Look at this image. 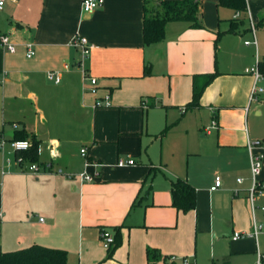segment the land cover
Here are the masks:
<instances>
[{
    "label": "crops",
    "instance_id": "1",
    "mask_svg": "<svg viewBox=\"0 0 264 264\" xmlns=\"http://www.w3.org/2000/svg\"><path fill=\"white\" fill-rule=\"evenodd\" d=\"M222 9L230 11L228 17ZM246 12L257 30L264 0H247ZM234 15L218 0H201L203 28L169 22L162 41L145 45L143 0H103L90 12L83 11L82 0L4 1L0 34L9 36L15 50H2L0 139L9 140L21 130L32 135L39 142L40 169L34 173L14 162L7 165L0 151V252L36 243L67 250L66 264L74 258L78 264H147V247L174 257L173 264H218V260L229 264L233 254L254 255L255 263L257 252L264 254L259 233L257 240L232 239L233 232L251 229L260 209L253 214L246 198L250 127L244 103L253 75L246 77L244 88L240 83L243 74L249 75L245 69L259 56V43L257 47L244 43L254 49L246 54L244 69L242 43L250 33L248 19L236 32L221 35L215 46L216 31L226 29L230 19L243 17ZM76 34L93 44L83 65L97 78L95 93L82 80L80 51L71 45ZM27 42L33 44L30 57ZM258 67L261 86L263 60ZM215 68L220 73L203 91L200 106L182 113L180 108L191 99L192 76ZM49 71L58 73V82L47 78ZM225 78L233 81L226 98L227 88L215 84ZM263 95L264 91L259 97ZM106 96L109 105L95 106ZM203 110L210 123L208 127L199 123L205 131L201 139L216 137L218 150L213 152L208 143L188 148L185 165H165L164 135L158 133L166 123L181 122L187 111L200 122ZM151 111H160L166 122L157 133L142 120L144 113L148 120ZM101 113L120 116L112 137L100 132ZM91 115L93 138L81 139L80 131ZM214 119L217 127L210 128ZM158 142L157 153L153 147ZM83 145L88 148L87 166L79 153ZM254 150L263 155L259 178L264 186L263 142ZM119 159L134 163L120 166ZM84 170L98 175L81 181L77 174ZM215 175L221 177V185L211 190ZM176 178H185L195 188L193 210L181 212L171 205L170 180ZM114 226H120V243L108 258L99 233L107 228L115 235Z\"/></svg>",
    "mask_w": 264,
    "mask_h": 264
},
{
    "label": "trees",
    "instance_id": "2",
    "mask_svg": "<svg viewBox=\"0 0 264 264\" xmlns=\"http://www.w3.org/2000/svg\"><path fill=\"white\" fill-rule=\"evenodd\" d=\"M219 6L232 9L235 13L247 11V0H218ZM173 21H183L190 28H203L201 18V0H143V42L151 45L162 41L165 38L166 25ZM242 19H230L229 26L224 30L216 31L215 46L221 35L236 32ZM264 22V16L257 22L258 25ZM259 65V64H258ZM2 70V49L0 48V72ZM149 67L146 66L144 74H149ZM220 72L215 68L211 72L194 74L192 76L191 99L186 103L185 108L194 109L200 106V97L205 88L214 80ZM146 98H142L141 105ZM170 126L165 125L158 133L163 136ZM11 139H28L31 146L22 155L30 161H37L39 146L38 140L24 130L17 131ZM171 205L181 212H188L195 208V188L185 179L176 178L170 180ZM137 203V199L133 205ZM114 243L107 251V257H111L113 251L120 243V226H114ZM147 264H157L162 260L165 264H173L168 261L169 257L161 255L155 248H146ZM67 250L62 248L48 247L41 244H31L27 247L0 252V264H66ZM262 264H264V259Z\"/></svg>",
    "mask_w": 264,
    "mask_h": 264
},
{
    "label": "rangeland",
    "instance_id": "3",
    "mask_svg": "<svg viewBox=\"0 0 264 264\" xmlns=\"http://www.w3.org/2000/svg\"><path fill=\"white\" fill-rule=\"evenodd\" d=\"M225 17H228L230 14V11L227 9H222L221 11ZM241 19L243 20L242 23H239L238 27H242L245 25V19H247L248 14L247 12L242 13ZM256 21V20H255ZM251 33L246 32V36H243V69L247 66L246 64V54L251 55L253 54V47L247 46L244 44L245 38L251 36ZM256 36L259 43V56L258 60L264 61V22L261 26H259L256 30ZM246 77H251L249 75L243 74V81H240V83L243 82V88L246 84H248V79ZM216 86L219 88H227V91L224 92V96L226 98L228 91L231 89V85L233 84V81L231 79L225 78L221 79V81H218L215 83ZM251 84H253V78L251 81ZM261 86L264 88V80L261 82ZM251 90H249L250 93ZM263 97V98H262ZM262 98V99H261ZM261 98L249 101V94L248 97L244 103V106L247 107V112H249L248 117H245L246 124L250 127V140H260L264 144V95L261 96ZM0 107H2L0 105ZM105 107V106H102ZM145 108L146 106L143 105ZM1 112V108H0ZM145 112V110H144ZM179 112V111H178ZM202 116L200 122L193 119L191 111H187L186 115L183 117V120L179 122L177 125L174 124V121L171 123H166L163 114L160 111H151L149 115V119L147 120V117H145V113L142 115V120L144 123L147 121L150 123V128H152V131H155L154 133H157L164 125L165 123L169 125L170 127L168 130L164 133L163 137V144L161 145L163 147V156L164 160L163 163L165 165H168L169 167H174L178 165L179 163L186 164V157H187V150L188 148L192 147H205V145L208 143L209 148L212 149L213 152H216L218 150L217 140L216 137H206L205 140L201 139V135H205V131L202 128L203 124L204 126L209 125L210 123V117L206 115L205 112L207 111H201ZM176 115V112L174 113ZM248 114V113H247ZM132 120V118H129V122ZM120 116H114L112 117L110 114L107 113H101L100 119H99V129L100 132L104 137H112V133L114 132V129L117 130L120 125ZM201 123V124H199ZM115 125V127H114ZM94 127L95 122L93 115L91 117H88V122L86 123L85 127L80 131V134L83 135L81 139H87V138H93L94 134ZM215 131V130H211ZM117 133V131H116ZM158 140V139H157ZM84 142V140H83ZM89 143V142H84ZM160 143L158 142L157 145H154L153 148L156 149V152H159ZM9 148L8 144L6 145L5 150L3 151L6 159L10 156L6 155V149ZM12 162L13 156H11ZM256 204L261 207L264 206V194L262 196H258L256 198ZM257 216L255 218H252L251 223H253V220L256 222L257 225L260 226L259 231V244L260 249L262 252H264V211L257 209L256 211ZM70 262L68 264H78V260L76 258L69 260ZM218 264H222L220 260L217 262ZM227 263L229 264H246V263H254V255H230V258L228 259ZM211 264V263H209Z\"/></svg>",
    "mask_w": 264,
    "mask_h": 264
},
{
    "label": "built area",
    "instance_id": "4",
    "mask_svg": "<svg viewBox=\"0 0 264 264\" xmlns=\"http://www.w3.org/2000/svg\"><path fill=\"white\" fill-rule=\"evenodd\" d=\"M5 0H0V9H2L3 4ZM103 0H82V9L84 12H90L93 9L97 8L98 6L102 5ZM239 12L235 13V17L239 16ZM248 23H249V31L251 33V39L245 40V44H252L255 47H257V38H256V24L252 20L250 14H248ZM71 45L80 51V59L78 61V66L81 69V75L83 83H87L89 87V91L91 93H95L97 91V78L94 76H91L86 71L85 66L83 65V61L88 57L91 48L93 47V44H91L84 36L82 35H74L71 39ZM33 44L31 42L26 43L27 53L26 56L30 57L34 54L33 50ZM0 48L2 50L13 52L15 50L14 45L11 43L10 38L7 34H0ZM259 60L256 58V61L254 65L248 67L245 69L246 73H249L253 75L254 77V83L252 85L249 101H254L259 99V95L264 91V89L258 84V82L262 79V74L259 71ZM47 78L53 79L55 82L59 81V75L57 72L49 71L47 72ZM107 106L109 105L108 96L104 98V101L97 100L95 102V106ZM144 106H146V100L145 103H143ZM180 111L184 113L186 111L185 106H182L180 108ZM17 124L13 123V127H16ZM210 128H216L217 123L214 120L211 121V124L209 126ZM8 144L9 151L7 152L8 157L7 158V165H10L12 162L11 156H13L14 163L24 171L29 172H39L40 166L36 161H30L28 159H25L22 153L26 150H28L31 146V142L28 139H0V151L5 150V146ZM262 145V142L260 140L247 141V150L249 152V162H250V186L247 189V200L250 203L251 211L254 214V211L256 208H260L261 210H264V206L259 207L256 204V198L258 196H261L264 194V186L261 183V180L259 178L261 168H262V158L263 155L259 152H256L254 149L256 147H260ZM40 149L39 146L37 148V153L39 155ZM80 155L84 158V164L85 166L89 165L90 162L87 159L88 156V148L87 146L83 145L80 147L79 150ZM133 159H119L117 160V165H125V164H133ZM98 175L97 172L94 174H88L85 170L78 173L77 176L81 181H92L96 176ZM71 177V175H69ZM242 178H238L237 182L241 183ZM221 185V177L219 175H215L214 183L210 187L211 190L216 189ZM236 193V191H235ZM2 217V212L0 210V218ZM260 231V226L256 224V222L253 220L252 227L249 231H235L233 232L232 239L237 238H243V237H252L255 240H257L258 233ZM101 243L103 247L110 248L112 244L114 243V234L108 230L107 228H102L99 233ZM264 259V254L257 252V258L254 264H262ZM184 263H186L188 260L187 258L182 259ZM168 261H174V257H169Z\"/></svg>",
    "mask_w": 264,
    "mask_h": 264
}]
</instances>
